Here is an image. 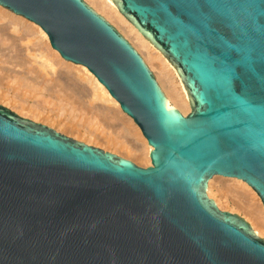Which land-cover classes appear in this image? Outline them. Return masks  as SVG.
<instances>
[{
  "label": "water",
  "instance_id": "water-1",
  "mask_svg": "<svg viewBox=\"0 0 264 264\" xmlns=\"http://www.w3.org/2000/svg\"><path fill=\"white\" fill-rule=\"evenodd\" d=\"M175 68L168 107L135 47L85 0H0L83 65L140 128L150 165L0 104V264H264V238L210 180L264 207V0H109Z\"/></svg>",
  "mask_w": 264,
  "mask_h": 264
},
{
  "label": "bare ground",
  "instance_id": "bare-ground-1",
  "mask_svg": "<svg viewBox=\"0 0 264 264\" xmlns=\"http://www.w3.org/2000/svg\"><path fill=\"white\" fill-rule=\"evenodd\" d=\"M86 1L122 32L155 71L168 107L187 115V92L174 66L112 9L109 0ZM25 40L29 45L24 47L19 42ZM0 103L139 165L150 163L152 147L140 128L87 67L63 59L37 24L3 11L1 5ZM222 181H209V196L220 208L243 213L264 237V207L258 194L242 180H231L229 186Z\"/></svg>",
  "mask_w": 264,
  "mask_h": 264
},
{
  "label": "rangeland",
  "instance_id": "rangeland-1",
  "mask_svg": "<svg viewBox=\"0 0 264 264\" xmlns=\"http://www.w3.org/2000/svg\"><path fill=\"white\" fill-rule=\"evenodd\" d=\"M86 1V0H85ZM89 4V3H88ZM90 5V4H89ZM91 6V5H90ZM92 8H93V6H91ZM95 11H97L95 8H93ZM98 12V11H97ZM99 13V12H98ZM100 15H102L101 13H99ZM103 17H105L104 15H102ZM105 19H107L106 17H105ZM107 21H109L108 19H107ZM110 22V21H109ZM111 23V22H110ZM121 34H122V32L113 24V23H111ZM13 34H15V33H13ZM16 35V34H15ZM123 35V34H122ZM124 36V35H123ZM125 37V36H124ZM126 38V37H125ZM127 39V38H126ZM27 40H29L30 42L31 41H33V38H28ZM27 40H25V41H20L19 43L20 44H23V46L25 47V43L27 44V45H29L28 43L29 42H27ZM128 40V39H127ZM129 41V40H128ZM130 42V41H129ZM131 43V42H130ZM132 44V43H131ZM133 45V44H132ZM135 47V46H134ZM136 49V48H135ZM137 50V49H136ZM138 51V50H137ZM139 52V51H138ZM140 53V52H139ZM140 55H141V53H140ZM142 56V55H141ZM143 57V56H142ZM143 59H144V57H143ZM144 61H145V63L147 64V65H149L148 63H147V61L144 59ZM149 68H150V70L152 71V73L155 75V77H156V73H155V71L149 66ZM156 79H157V77H156ZM157 82H158V84L160 85V83H159V81L157 80ZM160 87H161V85H160ZM162 88V87H161ZM162 91H163V93H164V95H165V97H166V94H165V92H164V90H163V88H162ZM167 98V97H166ZM1 105H4V104H2V103H0ZM4 106H6V105H4ZM6 107H8V106H6ZM8 108H10V107H8ZM11 109V108H10ZM11 110H13V109H11ZM14 111V110H13ZM16 112V111H15ZM17 113V112H16ZM17 114H19V113H17ZM20 115V114H19ZM22 116V115H21ZM23 117H26V116H23ZM27 118H29V117H27ZM29 119H31V118H29ZM31 120H33V119H31ZM33 121H35V120H33ZM36 122H39V123H42V122H40V121H36ZM42 124H44V123H42ZM45 125H47V124H45ZM47 126H49V127H51L50 125H47ZM51 128H53V129H55L56 131H58V132H60V133H63V134H65V135H67V136H69V137H72V138H74V139H77L76 137H74V136H71V135H69V134H67V133H65V132H62V131H60V130H58V129H56V128H54V127H51ZM77 140H79V141H83V140H80V139H77ZM83 142H85V141H83ZM86 143V142H85ZM87 144H89V143H87ZM89 145H93V146H96V147H100V148H102V149H104V150H106V151H110L111 152V150H108V149H105V148H103V147H101V146H97V145H95V144H89ZM113 152V151H112ZM113 153H115V152H113ZM115 154H117V153H115ZM119 155V154H118ZM120 156H122V155H120ZM123 157H125V156H123ZM127 158V157H126ZM129 159V158H128ZM137 164V163H136ZM137 165H139V164H137ZM148 165H150V163L148 164ZM148 165H139V166H142V167H146V166H148ZM216 181H218V180H216ZM226 186H229L230 184L232 185V182L233 181H231V180H223L222 181ZM230 194H233V193H230ZM210 197V196H209ZM210 198H212V197H210ZM213 199V198H212ZM217 204V203H216ZM219 207V206H218ZM220 208V207H219ZM221 210H225V211H229V212H231V213H241V212H239V211H237V210H235V209H231L230 207L229 208H220ZM244 218V217H243ZM264 238V237H263Z\"/></svg>",
  "mask_w": 264,
  "mask_h": 264
}]
</instances>
